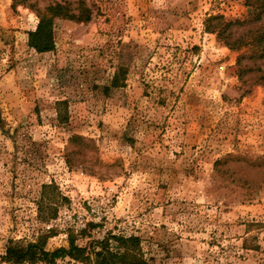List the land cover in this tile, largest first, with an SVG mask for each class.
I'll use <instances>...</instances> for the list:
<instances>
[{
    "label": "rangeland",
    "instance_id": "rangeland-1",
    "mask_svg": "<svg viewBox=\"0 0 264 264\" xmlns=\"http://www.w3.org/2000/svg\"><path fill=\"white\" fill-rule=\"evenodd\" d=\"M34 1L79 2L0 0V264L69 235L138 236L151 264H264V50L206 29L246 0H82L90 20L56 17L42 52Z\"/></svg>",
    "mask_w": 264,
    "mask_h": 264
},
{
    "label": "trees",
    "instance_id": "trees-1",
    "mask_svg": "<svg viewBox=\"0 0 264 264\" xmlns=\"http://www.w3.org/2000/svg\"><path fill=\"white\" fill-rule=\"evenodd\" d=\"M246 4L251 10L243 20L225 21L222 16H214L209 19H217V23L212 27L207 26L206 29L215 32L217 37L231 48L255 45L258 48L261 47L260 52H262L264 50V24L250 28L242 36L232 39L234 25L249 24L264 16V0H246ZM27 6L37 13L38 21L35 29L29 32L28 42L38 52L53 49V23L56 17L80 21L90 20L89 8L82 0H79L75 7L77 11L66 2H53L39 8L34 1L28 3ZM254 52L259 51L256 49ZM44 244L45 239L42 237L37 242L27 243L25 246L9 245L6 247L4 258L16 264L37 260L53 263L55 259L66 256L87 264H151L143 257L140 238L134 235L128 237L107 235L101 240H91L84 245L76 244L75 237L69 235L67 247H59L52 251L45 250ZM252 246L254 247L251 248H255V245Z\"/></svg>",
    "mask_w": 264,
    "mask_h": 264
},
{
    "label": "built area",
    "instance_id": "built-area-1",
    "mask_svg": "<svg viewBox=\"0 0 264 264\" xmlns=\"http://www.w3.org/2000/svg\"><path fill=\"white\" fill-rule=\"evenodd\" d=\"M109 189H111V188H109ZM84 226H85V225H84ZM47 227H50V224H48Z\"/></svg>",
    "mask_w": 264,
    "mask_h": 264
}]
</instances>
